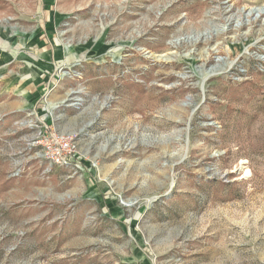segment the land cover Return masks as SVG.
<instances>
[{
    "label": "rangeland",
    "instance_id": "obj_1",
    "mask_svg": "<svg viewBox=\"0 0 264 264\" xmlns=\"http://www.w3.org/2000/svg\"><path fill=\"white\" fill-rule=\"evenodd\" d=\"M42 4L0 0V264H264V0Z\"/></svg>",
    "mask_w": 264,
    "mask_h": 264
},
{
    "label": "crops",
    "instance_id": "obj_2",
    "mask_svg": "<svg viewBox=\"0 0 264 264\" xmlns=\"http://www.w3.org/2000/svg\"><path fill=\"white\" fill-rule=\"evenodd\" d=\"M42 7H43V10L46 14H48L49 12H53L54 9L56 8V0H42ZM47 31H54V27L51 26L50 24L46 25L45 27H43V29H45ZM41 39H45L44 37H41ZM42 41V40H41ZM16 52L15 53H12V57L13 58L15 56Z\"/></svg>",
    "mask_w": 264,
    "mask_h": 264
}]
</instances>
